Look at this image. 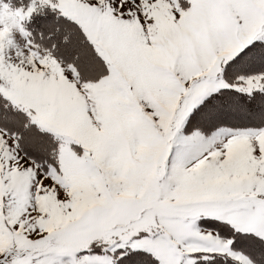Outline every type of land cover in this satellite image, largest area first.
I'll return each instance as SVG.
<instances>
[{
  "label": "snow or ice",
  "instance_id": "snow-or-ice-1",
  "mask_svg": "<svg viewBox=\"0 0 264 264\" xmlns=\"http://www.w3.org/2000/svg\"><path fill=\"white\" fill-rule=\"evenodd\" d=\"M0 264H264V0H0Z\"/></svg>",
  "mask_w": 264,
  "mask_h": 264
}]
</instances>
